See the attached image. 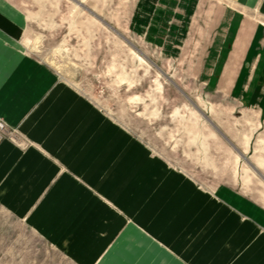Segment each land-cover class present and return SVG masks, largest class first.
<instances>
[{"label":"crops","instance_id":"obj_1","mask_svg":"<svg viewBox=\"0 0 264 264\" xmlns=\"http://www.w3.org/2000/svg\"><path fill=\"white\" fill-rule=\"evenodd\" d=\"M188 1H141L146 27L194 46L208 25L200 60L217 65L203 74L264 123V0H218V20L196 25ZM22 32L0 0V121L14 132L0 141L1 216L70 264H264L263 211L150 154L28 53Z\"/></svg>","mask_w":264,"mask_h":264},{"label":"rangeland","instance_id":"obj_2","mask_svg":"<svg viewBox=\"0 0 264 264\" xmlns=\"http://www.w3.org/2000/svg\"><path fill=\"white\" fill-rule=\"evenodd\" d=\"M1 1L22 18L26 51L150 154L199 189L229 186L264 212V123L239 104L243 98L218 90L217 76L203 74L202 67L216 73L217 65L200 60L208 25H200L205 36L194 38L198 45H188L184 31L178 44L167 37L161 44L153 21L146 27L143 0ZM187 5L190 24L218 20V0ZM0 264L70 263L0 215Z\"/></svg>","mask_w":264,"mask_h":264},{"label":"built area","instance_id":"obj_3","mask_svg":"<svg viewBox=\"0 0 264 264\" xmlns=\"http://www.w3.org/2000/svg\"><path fill=\"white\" fill-rule=\"evenodd\" d=\"M13 131L8 130L3 122L0 121V141L3 138H10L13 136Z\"/></svg>","mask_w":264,"mask_h":264}]
</instances>
